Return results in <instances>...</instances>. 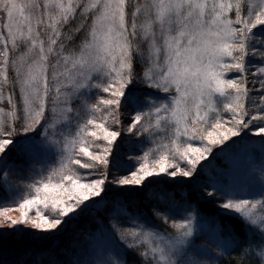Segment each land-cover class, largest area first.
Returning a JSON list of instances; mask_svg holds the SVG:
<instances>
[{"label": "snow or ice", "instance_id": "1", "mask_svg": "<svg viewBox=\"0 0 264 264\" xmlns=\"http://www.w3.org/2000/svg\"><path fill=\"white\" fill-rule=\"evenodd\" d=\"M235 156L251 181L225 182ZM0 189V250L51 242L30 264H264V0H0ZM85 216L69 255L57 237Z\"/></svg>", "mask_w": 264, "mask_h": 264}, {"label": "trees", "instance_id": "2", "mask_svg": "<svg viewBox=\"0 0 264 264\" xmlns=\"http://www.w3.org/2000/svg\"><path fill=\"white\" fill-rule=\"evenodd\" d=\"M142 66L138 65V69ZM134 92H136L141 97L144 96L145 90L142 85H136L133 89ZM163 95V94H160ZM39 136H37L38 138ZM123 139H120V141ZM127 141V140H126ZM127 143V142H126ZM123 147H126V144L123 142L121 143V148L124 150ZM138 148V147H137ZM122 152V151H121ZM55 159V158H53ZM9 160H16L17 162L20 161V157L17 155L16 152H13L9 156ZM48 162V161H46ZM45 162V163H46ZM259 162V161H258ZM215 164L220 168L225 170L227 175L224 177L225 182H230L231 179L234 178L236 175L237 168L240 166H243L246 164V161L241 156H235L231 163L225 162L222 158H218L215 161ZM41 167L40 165H35V168L37 171H39ZM21 176L14 177V183L15 181H23L26 180V177H32V173L26 170H20ZM33 178V177H32ZM203 179V177H202ZM11 182V181H10ZM12 183V182H11ZM12 183V184H14ZM16 185V184H15ZM19 185V184H18ZM170 187H172L170 185ZM186 190L189 191L190 197L193 203H196V195L195 192L192 190V186H186ZM10 192L0 189V203L8 200L10 197L16 195L15 193L9 194ZM120 196L121 198H126L130 201H137L139 199L138 195L134 192H124V193H117L115 191L110 193V198ZM19 201H17L18 204ZM201 210L205 214H210L211 208L213 207L211 204L205 203L203 201L200 202ZM152 204L148 205V210L151 211ZM224 223L225 221H221ZM156 224L159 225V228L161 231H167L171 232L166 224L161 223L160 221H155ZM93 227L91 225V220L89 217H81L78 221H76L74 224L70 225L66 231L62 232L56 240V243L63 249H68L69 255H71V252L75 248H81L84 243V233L90 228ZM239 240L244 241L247 236L243 231H239L237 233ZM49 241H44L41 239H35L30 236H25L21 238L19 241H15L13 239H3V245L2 250H0V259L3 260L4 264H25V262H29L32 259L31 256L25 255L26 250H39V249H45L50 246ZM197 243H200V241H197ZM240 257L237 254H233L231 257H224L222 264H235L236 260H239ZM245 264H248L247 261H245Z\"/></svg>", "mask_w": 264, "mask_h": 264}, {"label": "rangeland", "instance_id": "3", "mask_svg": "<svg viewBox=\"0 0 264 264\" xmlns=\"http://www.w3.org/2000/svg\"><path fill=\"white\" fill-rule=\"evenodd\" d=\"M100 95H106V94L100 93ZM92 100L94 102L95 96L92 97ZM5 107H7V106L5 105ZM85 119H87V117H85ZM89 128H90V130H95V129H92L91 126H89ZM125 128H126V125H125ZM37 139L39 140L40 137H38ZM133 139H135V138H133ZM126 140H128V134L125 131V136H124L123 140H121V141L119 140V142L114 147V158L120 160L124 164L132 165L133 166V170H135V166L137 164L136 157L140 156L141 153H140L139 148H137V146L128 143ZM123 142L126 144V147H123L124 150L121 148V143H123ZM101 143H103V142H101ZM20 159H21V157H20ZM37 159H39L41 161V163H45L47 161L45 157L40 156V155L37 156ZM41 163H36V160L26 161V165L27 164H31L33 167H35V165H40ZM18 171H20V169H18ZM111 171H112V176L113 177H121V176H124V175L128 174L127 171H124V170L117 171L115 168L112 169ZM236 172L237 173L234 176V178L231 179V181L228 182V183L240 184V183H244V182H247V181H251V177L246 174V164H244L243 166H240L239 168H237ZM13 178L14 177H12V176L9 178L12 183H14V179ZM32 179H34V178L26 177V180L15 181V183L13 184L14 186H18L19 187L21 196L26 195L27 192L30 190L29 189V185L32 182ZM254 188H255V185H254ZM9 194H13V193L10 192ZM10 215H12L13 217H16V216L19 215V213L16 212V211H13V212L10 213ZM25 236H30V237H33L35 239H39V238H37L35 236H32V235H25ZM3 239H13L15 241H19L21 239V237L16 236V235H8V234H6Z\"/></svg>", "mask_w": 264, "mask_h": 264}]
</instances>
